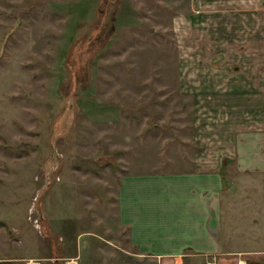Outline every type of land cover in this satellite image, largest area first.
<instances>
[{
	"label": "rangeland",
	"instance_id": "374dc122",
	"mask_svg": "<svg viewBox=\"0 0 264 264\" xmlns=\"http://www.w3.org/2000/svg\"><path fill=\"white\" fill-rule=\"evenodd\" d=\"M240 1L0 0L8 248L64 254L86 234L97 264H125L116 220L124 176L189 171L197 158L232 161L237 95L224 91L250 65L242 54L254 48L248 25L258 21L237 10L252 5ZM223 208L226 244H258L257 183L233 175Z\"/></svg>",
	"mask_w": 264,
	"mask_h": 264
},
{
	"label": "crops",
	"instance_id": "0c3cea01",
	"mask_svg": "<svg viewBox=\"0 0 264 264\" xmlns=\"http://www.w3.org/2000/svg\"><path fill=\"white\" fill-rule=\"evenodd\" d=\"M248 1L252 5L237 10L258 20L254 26L247 23L254 48L242 55L250 65L237 72V85L224 91L228 97L237 95L232 161L226 163L228 156L221 155L212 165L197 158L189 171L124 176L118 187L116 220L126 231L127 247L118 252V259L127 260L125 264H130V250L136 264H264V0ZM240 37H245L244 32ZM243 50V46L237 48ZM235 174L237 180L256 182L259 189L260 215L253 220L255 226L261 224L260 230L255 229L260 231L259 243L246 249L226 244L221 227L225 190ZM2 228L0 264H97L91 247L83 243L86 234H77L69 252L66 248L60 254L59 248L51 251L49 246L48 255H35L31 248L18 250L16 244L8 248ZM61 238L62 244L68 240Z\"/></svg>",
	"mask_w": 264,
	"mask_h": 264
},
{
	"label": "trees",
	"instance_id": "16d2710c",
	"mask_svg": "<svg viewBox=\"0 0 264 264\" xmlns=\"http://www.w3.org/2000/svg\"><path fill=\"white\" fill-rule=\"evenodd\" d=\"M0 225H2V223L0 222Z\"/></svg>",
	"mask_w": 264,
	"mask_h": 264
}]
</instances>
